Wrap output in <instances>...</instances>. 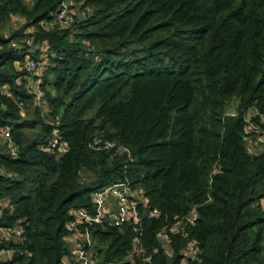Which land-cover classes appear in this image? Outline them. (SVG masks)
Here are the masks:
<instances>
[{
  "label": "trees",
  "instance_id": "obj_1",
  "mask_svg": "<svg viewBox=\"0 0 264 264\" xmlns=\"http://www.w3.org/2000/svg\"><path fill=\"white\" fill-rule=\"evenodd\" d=\"M62 2L85 15L63 27ZM15 15L0 31V128L17 147L1 144L0 228L23 233L0 236V264H63L77 230L94 264H178L189 241L186 264H264V145L249 142L264 122V0H0V30ZM28 55L46 65L39 104L16 66ZM18 100H33L29 115ZM51 119L62 153L45 148ZM119 182L143 189L140 222L69 225Z\"/></svg>",
  "mask_w": 264,
  "mask_h": 264
},
{
  "label": "built area",
  "instance_id": "obj_2",
  "mask_svg": "<svg viewBox=\"0 0 264 264\" xmlns=\"http://www.w3.org/2000/svg\"><path fill=\"white\" fill-rule=\"evenodd\" d=\"M74 5L75 4L70 2L60 3L55 11L56 22L61 24L63 27H69V25L75 21V18L85 15L84 11H80L77 6ZM12 20L17 24H22L24 22V18L19 15L12 16ZM27 31L31 33L32 29H28ZM71 34L72 32H70L69 35L71 36ZM24 42L31 46L33 44V37H26ZM16 66L18 70L24 72L25 77H28L27 83L29 85L27 87L29 88V91L34 94L36 104L41 103V97L44 93L40 87V82L46 68L45 62H38L36 59H33L30 55H28L20 65ZM7 89V86H3L0 89V94H7ZM18 106L24 109V101L18 100ZM229 113L232 115L236 114L233 111H229ZM50 124L52 125L51 132L46 139L47 145L45 148L49 151L57 150L62 153L68 149V142L63 139L60 134L58 120L53 121V119H51ZM262 124V128L253 126L256 135L249 138V142L252 144V147L257 148V150L262 149V145H264V122H262ZM0 141L4 144L5 150L11 157L14 158L17 156V147L9 128H0ZM103 146L109 149L116 148L119 152L129 153L128 148L114 141L106 140L103 142ZM0 173H3L1 168ZM143 192L144 191L141 187L132 189L128 182H119L107 186L100 191L91 194L92 203L96 207V214L94 216H90L84 209L75 210L73 212L74 219L69 222V225L73 227L77 223L90 220H94L96 222L105 220L114 226H121L126 222L138 223L142 218L141 208L144 209L146 205ZM143 212H147L146 215L149 216H157L159 214V210L157 208L145 209ZM195 218L196 214L194 213L192 217H187L186 220L191 223ZM182 220L183 219L174 223L170 227L169 232L179 230L182 225ZM2 231L5 233V236H7V234H12L17 238L23 233L20 225H16L12 229L2 228ZM77 231L82 232L80 230ZM169 232L163 229L158 232L157 238L162 242H166L169 239ZM82 233H85L87 237L76 241L74 248L70 250L68 257L65 259L67 264H94L95 258L92 253H90V251L88 252L85 248L86 244L91 243L90 236L86 232ZM262 234L264 236V228L262 229ZM143 253L144 251L140 246H134L132 250L133 255H142ZM197 253L198 248L195 243L193 241L187 242L185 248L183 249L184 258L181 259L178 264H186V258L195 256ZM149 259V256H145L143 258V260L146 261Z\"/></svg>",
  "mask_w": 264,
  "mask_h": 264
},
{
  "label": "rangeland",
  "instance_id": "obj_3",
  "mask_svg": "<svg viewBox=\"0 0 264 264\" xmlns=\"http://www.w3.org/2000/svg\"><path fill=\"white\" fill-rule=\"evenodd\" d=\"M14 28H15L14 21L11 18H7L2 23V27H1L0 31H1V34L9 35L10 31H12ZM42 49H44V45L42 43H40V42H36L35 45L32 47L31 51L36 55V53L38 54L40 52V50H42ZM47 88L49 89L50 86L48 85ZM33 104H34L33 100H25L24 115L27 116V115H29L32 112L33 107H34ZM36 131H37L36 129L35 130H30V131L27 130V135L29 137H32L35 134ZM0 147L3 150V147H2L1 144H0ZM2 232H0V236H3L5 234V233H2ZM63 264H65L64 261H63Z\"/></svg>",
  "mask_w": 264,
  "mask_h": 264
},
{
  "label": "crops",
  "instance_id": "obj_4",
  "mask_svg": "<svg viewBox=\"0 0 264 264\" xmlns=\"http://www.w3.org/2000/svg\"><path fill=\"white\" fill-rule=\"evenodd\" d=\"M43 57H44V55H41V58H43ZM43 61H44V59H43ZM0 144H3V143L0 141ZM1 151H2V148L0 147V152ZM0 232H2V228H0ZM86 237H87V235L85 233H82V232H79V231H76L73 234H70L69 237H68L69 250H72L74 248L75 243H76L77 240H79L81 238L84 239ZM64 262H65V264H67L66 261H64Z\"/></svg>",
  "mask_w": 264,
  "mask_h": 264
},
{
  "label": "water",
  "instance_id": "obj_5",
  "mask_svg": "<svg viewBox=\"0 0 264 264\" xmlns=\"http://www.w3.org/2000/svg\"><path fill=\"white\" fill-rule=\"evenodd\" d=\"M146 214H147V212L144 213V215H146Z\"/></svg>",
  "mask_w": 264,
  "mask_h": 264
}]
</instances>
